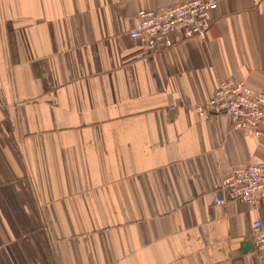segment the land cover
<instances>
[{
	"label": "crops",
	"instance_id": "obj_1",
	"mask_svg": "<svg viewBox=\"0 0 264 264\" xmlns=\"http://www.w3.org/2000/svg\"><path fill=\"white\" fill-rule=\"evenodd\" d=\"M185 1L0 0V264H261L264 200L214 195L264 138L196 109L226 79L264 93V0L160 53L129 36Z\"/></svg>",
	"mask_w": 264,
	"mask_h": 264
},
{
	"label": "built area",
	"instance_id": "obj_2",
	"mask_svg": "<svg viewBox=\"0 0 264 264\" xmlns=\"http://www.w3.org/2000/svg\"><path fill=\"white\" fill-rule=\"evenodd\" d=\"M217 0H188L166 10L140 11L132 39L142 41L143 50L156 54L184 40H204L211 26ZM172 36L174 39L172 40ZM199 117L225 116L231 128L252 138H264V93L232 79L221 81L206 106L196 109ZM264 200V162L236 168L222 182L214 204L225 206L238 202L255 208ZM254 253L264 264V224L255 220L251 226Z\"/></svg>",
	"mask_w": 264,
	"mask_h": 264
},
{
	"label": "water",
	"instance_id": "obj_3",
	"mask_svg": "<svg viewBox=\"0 0 264 264\" xmlns=\"http://www.w3.org/2000/svg\"><path fill=\"white\" fill-rule=\"evenodd\" d=\"M244 246H245V250H247L248 248L252 247V244L246 243Z\"/></svg>",
	"mask_w": 264,
	"mask_h": 264
}]
</instances>
